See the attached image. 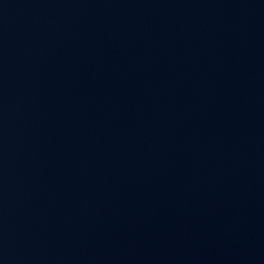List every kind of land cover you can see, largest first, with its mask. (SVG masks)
Segmentation results:
<instances>
[{"label":"water","instance_id":"obj_1","mask_svg":"<svg viewBox=\"0 0 264 264\" xmlns=\"http://www.w3.org/2000/svg\"><path fill=\"white\" fill-rule=\"evenodd\" d=\"M0 264H264V0H0Z\"/></svg>","mask_w":264,"mask_h":264}]
</instances>
